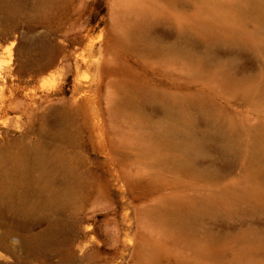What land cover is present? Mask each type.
Returning a JSON list of instances; mask_svg holds the SVG:
<instances>
[{
    "label": "rangeland",
    "instance_id": "rangeland-1",
    "mask_svg": "<svg viewBox=\"0 0 264 264\" xmlns=\"http://www.w3.org/2000/svg\"><path fill=\"white\" fill-rule=\"evenodd\" d=\"M0 237L12 264H264V0H0Z\"/></svg>",
    "mask_w": 264,
    "mask_h": 264
},
{
    "label": "bare ground",
    "instance_id": "bare-ground-1",
    "mask_svg": "<svg viewBox=\"0 0 264 264\" xmlns=\"http://www.w3.org/2000/svg\"><path fill=\"white\" fill-rule=\"evenodd\" d=\"M6 41L8 42L5 47L7 50L6 52L8 53L9 58H12L14 54H17L18 45H16L15 39H11V37H9Z\"/></svg>",
    "mask_w": 264,
    "mask_h": 264
},
{
    "label": "water",
    "instance_id": "water-1",
    "mask_svg": "<svg viewBox=\"0 0 264 264\" xmlns=\"http://www.w3.org/2000/svg\"><path fill=\"white\" fill-rule=\"evenodd\" d=\"M1 238V237H0ZM4 250V249H3ZM6 253L5 254H8V255H10L11 257V259H15V256H14V254L12 253V250H10L9 248H8V246H7V248H6V250H4ZM0 262H3V263H5V264H12L13 263V261L11 262L9 259L8 260H0Z\"/></svg>",
    "mask_w": 264,
    "mask_h": 264
}]
</instances>
